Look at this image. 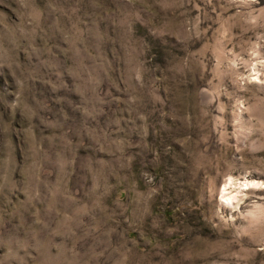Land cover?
<instances>
[{
    "label": "rangeland",
    "instance_id": "obj_1",
    "mask_svg": "<svg viewBox=\"0 0 264 264\" xmlns=\"http://www.w3.org/2000/svg\"><path fill=\"white\" fill-rule=\"evenodd\" d=\"M0 264H264V0H0Z\"/></svg>",
    "mask_w": 264,
    "mask_h": 264
},
{
    "label": "bare ground",
    "instance_id": "obj_2",
    "mask_svg": "<svg viewBox=\"0 0 264 264\" xmlns=\"http://www.w3.org/2000/svg\"><path fill=\"white\" fill-rule=\"evenodd\" d=\"M232 181V180H231ZM230 183V182H229ZM233 183V182H232ZM248 184V183H247ZM227 185V184H226ZM232 185V184H231ZM246 185V184H245ZM247 186H249V184L247 185ZM224 191H225V189H223ZM223 191V192H224ZM225 193V192H224ZM228 194V193H227ZM223 196H225V195H223ZM222 197V196H221ZM236 198V197H235ZM232 200H234V197L233 196H227V197H225V201L227 202V203H231L232 202ZM233 204V203H232Z\"/></svg>",
    "mask_w": 264,
    "mask_h": 264
},
{
    "label": "snow or ice",
    "instance_id": "obj_3",
    "mask_svg": "<svg viewBox=\"0 0 264 264\" xmlns=\"http://www.w3.org/2000/svg\"><path fill=\"white\" fill-rule=\"evenodd\" d=\"M245 187H247V185H245Z\"/></svg>",
    "mask_w": 264,
    "mask_h": 264
}]
</instances>
